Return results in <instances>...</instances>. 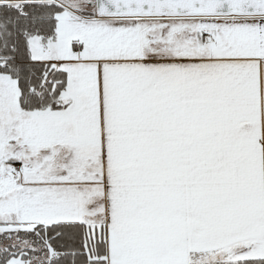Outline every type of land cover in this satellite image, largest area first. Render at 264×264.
Wrapping results in <instances>:
<instances>
[{
    "label": "snow or ice",
    "instance_id": "6c2138e0",
    "mask_svg": "<svg viewBox=\"0 0 264 264\" xmlns=\"http://www.w3.org/2000/svg\"><path fill=\"white\" fill-rule=\"evenodd\" d=\"M0 264H264V0H0Z\"/></svg>",
    "mask_w": 264,
    "mask_h": 264
}]
</instances>
